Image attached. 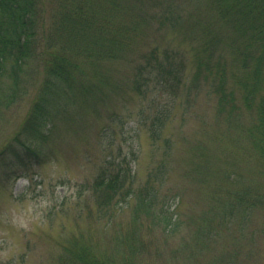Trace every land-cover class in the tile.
<instances>
[{
  "label": "trees",
  "instance_id": "obj_1",
  "mask_svg": "<svg viewBox=\"0 0 264 264\" xmlns=\"http://www.w3.org/2000/svg\"><path fill=\"white\" fill-rule=\"evenodd\" d=\"M153 22L161 29L158 33H177L185 24L192 36L171 45L172 35L162 46L148 45L137 52L139 44H146L145 29ZM131 53L137 56L130 90L148 102L140 111V124L153 144L162 143V155L168 153L167 124L187 110L184 101L178 111L180 100L189 99L191 91H204L214 103L215 115L240 130L236 133L246 139V149L261 161L257 169L264 173V0H0V92L5 79L13 88V101L34 88L24 130L39 126L50 110L69 116L63 104L56 105L60 99H74L82 109L94 107L106 86H119L111 78V66ZM245 113L250 116L246 124L241 122ZM55 125L49 121L46 131L35 132L32 144L14 137L13 142L24 146L14 152L17 163L25 166L44 159ZM152 175L149 172L138 185L126 157L105 159L77 192V200L85 191L90 193L94 209L86 203L85 214L96 221H110L134 200L135 218L143 212L172 232L177 214L167 212L169 199H159L160 185ZM262 190H226L228 196L217 205L220 220L228 225L236 221L241 231L256 211H264ZM196 231L202 241L214 236L218 226H199ZM132 237L117 261L97 255L91 240L73 233L63 240L58 263L133 264L142 245Z\"/></svg>",
  "mask_w": 264,
  "mask_h": 264
},
{
  "label": "rangeland",
  "instance_id": "obj_2",
  "mask_svg": "<svg viewBox=\"0 0 264 264\" xmlns=\"http://www.w3.org/2000/svg\"><path fill=\"white\" fill-rule=\"evenodd\" d=\"M178 28L177 33H158L161 29L151 23L145 29L146 44H139L136 51L148 45L162 46L172 35L171 45L192 36L185 24ZM130 55L111 66V78L119 86H106L94 107L82 109L74 99H60L56 105L63 104L69 116L50 110L34 129H22L34 88L13 101L9 81L2 82L0 264H59L63 240L73 233L91 240L97 255L117 261L126 254L127 240L133 236L142 245L141 256L133 264H264V211H256L239 231L236 221L229 225L221 221L217 209L219 201L228 196L226 190L259 187L264 192V173L257 169L261 161L246 149V139L236 133L240 130L215 115L214 103L204 91H191L189 99L180 100L178 111L184 101L187 110L167 124L168 153L162 155V143L153 144L140 124V111L148 108V102L130 90L137 54ZM249 119L245 113L241 122L246 124ZM49 121L56 125L44 159L30 160L25 166L17 163L14 152L23 151L24 146L13 138L18 135L32 144L35 132L46 131ZM113 157L128 159L138 185L153 172L152 180L160 185L159 199L168 198L167 212L177 214L175 230L168 231L143 212L135 218L134 200L110 221L86 216V203L94 209L90 193L85 191L77 200V192L93 179L105 159ZM79 211L81 215L76 214ZM199 226H218V231L212 237L202 235L206 237L201 241L196 231Z\"/></svg>",
  "mask_w": 264,
  "mask_h": 264
}]
</instances>
